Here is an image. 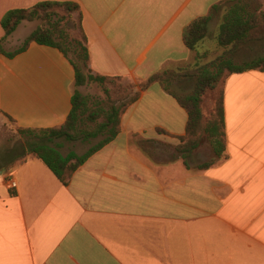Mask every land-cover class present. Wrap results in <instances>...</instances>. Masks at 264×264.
Here are the masks:
<instances>
[{"label":"crops","instance_id":"1","mask_svg":"<svg viewBox=\"0 0 264 264\" xmlns=\"http://www.w3.org/2000/svg\"><path fill=\"white\" fill-rule=\"evenodd\" d=\"M46 1L80 6L94 75L140 84L191 64L187 28L227 0H0V39L9 11ZM38 27L23 22L5 51ZM75 80L55 48L32 43L14 58L0 54V127H61ZM225 117L228 158L187 167L175 147L189 113L155 83L68 186L34 155L0 170V264H264V72L227 78ZM164 139L173 148L153 150Z\"/></svg>","mask_w":264,"mask_h":264},{"label":"trees","instance_id":"2","mask_svg":"<svg viewBox=\"0 0 264 264\" xmlns=\"http://www.w3.org/2000/svg\"><path fill=\"white\" fill-rule=\"evenodd\" d=\"M257 1L227 0L214 5L208 15L193 21L186 30L185 44L195 54L193 63L156 73L143 83L130 85H124L121 77L93 74L89 66L90 55L82 26L81 8L77 3L46 1L30 9L9 11L1 22L5 32V36L0 39L1 55L14 58L26 51L32 43H37L62 52L71 61L76 72L73 108L64 125L42 130L18 128L20 135L27 138L24 143L25 153L18 160L19 164L28 156L34 155L45 163L64 186H68L81 166L119 136L123 114L155 83L160 84L189 113L187 135L179 138L180 144L175 147L186 166L191 167L192 159L197 157L205 144L211 148V161L195 164L196 168L207 170L226 160V80L233 74L264 72V37L256 36L264 28V10ZM75 16H78L77 24L82 40L72 36L73 28H69ZM37 20L42 21V24L25 40L22 47L15 52H6L4 43L18 27L23 22ZM216 20L220 21L215 35L216 46L200 53L199 47L211 37L212 24ZM216 50H222L223 53L216 59L209 60ZM240 51L244 55L238 59ZM175 82L181 87L184 82L187 83L181 88ZM88 84H97L103 89L109 108L102 101L80 92L79 89ZM208 94L214 97V108L206 115L203 105ZM99 137L104 139L83 155L74 151L64 155L57 143L61 140L89 142ZM137 145L143 149L142 142H137Z\"/></svg>","mask_w":264,"mask_h":264},{"label":"rangeland","instance_id":"3","mask_svg":"<svg viewBox=\"0 0 264 264\" xmlns=\"http://www.w3.org/2000/svg\"><path fill=\"white\" fill-rule=\"evenodd\" d=\"M257 2L260 4L262 10H264V0H258ZM34 22L37 23L38 26H40L42 24V21H39V20L34 21ZM77 23H78V16H75L74 21L72 23H70L69 28H73L72 36L76 37L78 40H82L81 32H80V29H79ZM219 23H220V21L216 20L212 24V28H211L212 35L206 41V44L200 45V47H199L200 53H204L206 50L215 48V46H216L215 35L218 32ZM74 26H76L75 29H74ZM25 28H27V30H28L30 27L28 26V27H24V28L20 29V31H18V35H16L20 39L27 32V30ZM262 29H261L262 31L260 30L261 32L259 31L256 33V34H258V35H256L257 37H261V38L264 37V28H262ZM21 42L22 41L17 42L16 40H14V41L10 42V44L7 46V49L8 50H15V49H18L19 47L21 48L23 45V44H21ZM240 52L241 53H239L238 59H240L241 56L244 55L243 51H240ZM222 53H223L222 50L214 51L211 54V58H209V60L216 59ZM193 61H194V58H193ZM193 61H192V63H193ZM122 83L124 85L132 84V83L126 82L124 79H122ZM177 83L178 82H175V84H177ZM185 83H187V82H184V84ZM184 84L181 87L178 83V85L181 88H183ZM80 90H82L84 95L91 96L94 99H96L97 101H102L103 105L106 108L110 107V104L107 101V96H106L105 92L103 91V89L99 85L88 84V85L84 86L83 88H80ZM188 92L191 93V91H188ZM188 92H185V93L182 92V93L183 94H189ZM224 92H225V85H224ZM203 106H204L205 114L209 115L214 108V97L212 96V94H208L205 97V101H204ZM6 124H7L6 127H0V138L2 139V141L0 142V170H3V171L4 170L7 171V170H9V169H11V168H13L19 164L18 160L21 159L25 153L24 143L27 139V138L23 137L22 135H20L18 128L13 124L12 121L7 120ZM103 139H104V137H99V138L94 139V140L89 141V142H83V141L68 142L66 140H61V141H58L57 143L60 145V151L64 155L69 154L71 151H74L79 155H83L90 148L99 144ZM170 144H173V142L171 140L164 139V141L159 142V145H155L154 147L153 146L152 147H153V150L157 149V150L161 151V150L165 149L164 146H171ZM171 147L173 148V146H171ZM211 157H212L211 148L207 144H205L199 150L197 157L195 159L193 158L191 162L195 163V164H197L198 162L199 163H206V162L211 161Z\"/></svg>","mask_w":264,"mask_h":264},{"label":"built area","instance_id":"4","mask_svg":"<svg viewBox=\"0 0 264 264\" xmlns=\"http://www.w3.org/2000/svg\"><path fill=\"white\" fill-rule=\"evenodd\" d=\"M9 185L11 186V188H16L17 187V183L14 181H9Z\"/></svg>","mask_w":264,"mask_h":264}]
</instances>
